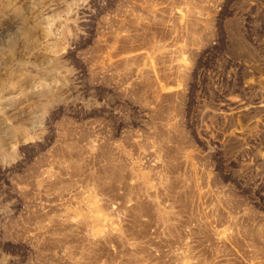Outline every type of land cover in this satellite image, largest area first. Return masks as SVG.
Wrapping results in <instances>:
<instances>
[{"label":"rangeland","instance_id":"obj_1","mask_svg":"<svg viewBox=\"0 0 264 264\" xmlns=\"http://www.w3.org/2000/svg\"><path fill=\"white\" fill-rule=\"evenodd\" d=\"M0 264H264V0H0Z\"/></svg>","mask_w":264,"mask_h":264},{"label":"bare ground","instance_id":"obj_2","mask_svg":"<svg viewBox=\"0 0 264 264\" xmlns=\"http://www.w3.org/2000/svg\"><path fill=\"white\" fill-rule=\"evenodd\" d=\"M93 208V207H92ZM98 219L102 222H105V219H103L102 217H98ZM106 223V222H105Z\"/></svg>","mask_w":264,"mask_h":264}]
</instances>
